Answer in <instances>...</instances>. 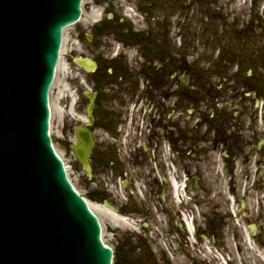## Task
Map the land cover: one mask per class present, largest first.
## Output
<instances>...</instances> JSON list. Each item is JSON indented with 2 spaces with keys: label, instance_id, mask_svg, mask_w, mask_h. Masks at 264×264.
<instances>
[{
  "label": "flooded vegetation",
  "instance_id": "af4514ba",
  "mask_svg": "<svg viewBox=\"0 0 264 264\" xmlns=\"http://www.w3.org/2000/svg\"><path fill=\"white\" fill-rule=\"evenodd\" d=\"M96 5V199L128 225L115 264H263L264 0Z\"/></svg>",
  "mask_w": 264,
  "mask_h": 264
},
{
  "label": "water",
  "instance_id": "95a60500",
  "mask_svg": "<svg viewBox=\"0 0 264 264\" xmlns=\"http://www.w3.org/2000/svg\"><path fill=\"white\" fill-rule=\"evenodd\" d=\"M80 1L69 0L66 13L50 7L49 0L39 1L21 19L18 2L11 0L8 12L0 8V52L15 48L23 57L38 48V67L48 63L50 71L63 29L80 16ZM47 42L48 51L43 49ZM78 64L93 70L88 61ZM47 84L38 93L41 112L27 106L14 127L0 129V264H110L111 252L99 242L96 220L84 212L51 151ZM77 136L80 144L73 150L90 175L93 139L83 130Z\"/></svg>",
  "mask_w": 264,
  "mask_h": 264
},
{
  "label": "rangeland",
  "instance_id": "374dc122",
  "mask_svg": "<svg viewBox=\"0 0 264 264\" xmlns=\"http://www.w3.org/2000/svg\"><path fill=\"white\" fill-rule=\"evenodd\" d=\"M84 10L86 16L89 15L94 19H98L101 14V11L95 7H91L90 10H87L86 7ZM90 29L91 27L83 21L78 26L71 27L66 31V41L63 50L64 57L56 84L51 92V106L53 110L51 134L60 155H62L68 165L73 166V181L83 195H89L94 186L87 182L86 177L76 166L75 158L68 152V145L66 143L69 144V142L74 141L72 134L73 127L77 124V121L84 119V110L78 105L80 103V96L90 89L88 84L90 78L74 64L73 60L82 55L95 56L97 47L95 45L88 46L87 44H84L88 46L87 48L83 47L78 41L77 36L78 32L84 35L88 34L87 32ZM99 207L103 209L101 205ZM94 208L97 214L101 216V211H97L95 205ZM102 218L103 220L110 219L106 213L102 215ZM107 236V242L110 244L112 237L110 234Z\"/></svg>",
  "mask_w": 264,
  "mask_h": 264
}]
</instances>
